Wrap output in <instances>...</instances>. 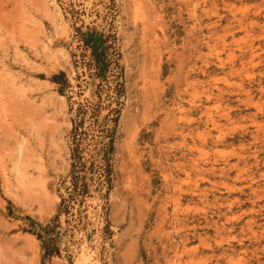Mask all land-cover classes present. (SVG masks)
Masks as SVG:
<instances>
[{
	"label": "rangeland",
	"instance_id": "rangeland-1",
	"mask_svg": "<svg viewBox=\"0 0 264 264\" xmlns=\"http://www.w3.org/2000/svg\"><path fill=\"white\" fill-rule=\"evenodd\" d=\"M263 232L264 0H0V264H264Z\"/></svg>",
	"mask_w": 264,
	"mask_h": 264
},
{
	"label": "bare ground",
	"instance_id": "bare-ground-1",
	"mask_svg": "<svg viewBox=\"0 0 264 264\" xmlns=\"http://www.w3.org/2000/svg\"><path fill=\"white\" fill-rule=\"evenodd\" d=\"M54 2H56V1H54ZM59 7V6H58ZM62 16V15H61ZM221 90V89H220ZM222 91V90H221ZM221 91H219V92H221ZM207 93V92H206ZM208 93H209V95H208V98H210L211 96H213L214 95V93L212 92V91H208ZM207 93V94H208ZM221 94V93H220ZM223 94V93H222ZM218 96V95H217ZM220 96V95H219ZM229 114V113H228ZM228 114H225V117H227L228 116ZM208 119V118H207ZM207 122H209V120H207ZM206 123V122H205ZM210 123H211V125H213V127L214 128H217L218 126H220L218 123L219 122H217V121H214L213 119H211L210 120ZM189 129V127L188 126H182V128H181V132H180V136H182V138L184 139V140H187V138L189 137V135H190V133H191V130L193 129V128H190V130L187 132V130ZM187 132V133H186ZM222 141H224V135L223 136H220V138H219V140L217 141V142H222ZM192 161V162H191ZM191 163L189 164L190 165V170H193V171H196V173H198L199 174V172H200V170H201V166H200V164L195 160H192L191 159ZM178 165H182L181 166V170L187 175V179L189 178V180L191 181L192 179H191V175L192 174H190L188 171H187V165H184V164H178ZM189 167V166H188ZM237 166L236 165H234L233 163H231V162H227V161H225V163L223 164V165H220V166H218V168L217 167H215L214 165H212V167L210 168V170H209V174L210 175H217V170H218V175L220 176V177H229L230 178V176H231V172L234 170V168H236ZM179 169V168H178ZM206 172H207V169H206ZM192 173V172H191ZM194 173V172H193ZM194 175V174H193ZM205 181V180H204ZM208 181H210V180H208ZM185 182V181H184ZM195 182V183H194ZM193 183H194V187H192L191 188V186H193V184L190 186V191L188 192V194L192 197V198H195V197H205L206 199H207V191L206 190H203V189H201V186H200V184H199V182L197 181H194ZM190 183V182H189ZM188 182H187V184H189ZM191 183H192V181H191ZM211 183V182H210ZM173 187V186H172ZM177 188V187H176ZM256 190H258V189H256ZM260 190V189H259ZM176 191V190H175ZM188 191V190H187ZM255 191V190H254ZM183 192V191H182ZM185 192V191H184ZM252 192V191H251ZM253 193V192H252ZM187 194V193H186ZM254 194L256 195H254V197H255V199L257 198L258 199V201L259 200H261L262 198H263V196H262V194L261 193H258L257 191L256 192H254ZM261 194V195H260ZM220 196V195H219ZM219 196H214V200H215V202H217L218 203V197ZM172 197H173V195H172ZM251 197V196H250ZM169 199V198H168ZM205 199V200H206ZM226 199V198H225ZM229 199V198H228ZM227 199V200H228ZM238 199V198H237ZM236 199V200H237ZM256 199V200H257ZM230 200V199H229ZM251 200V199H250ZM173 201H174V206L176 207V206H178V204H179V202H180V199L179 198H175V199H173ZM252 201V200H251ZM255 201V200H254ZM219 202H221V201H219ZM227 202H229V201H227ZM239 202V201H238ZM241 202V201H240ZM167 203V202H166ZM231 203H233V201L231 202ZM237 203V202H236ZM224 204H226V203H224ZM234 204V203H233ZM252 204V203H251ZM165 205V204H164ZM229 205H230V202H229ZM166 206V205H165ZM229 207H232V206H229ZM164 208V207H163ZM166 209V208H165ZM179 209V208H178ZM230 209V208H229ZM256 209V208H255ZM163 210V209H162ZM225 210V209H224ZM167 211V210H166ZM178 211V210H177ZM260 211V210H259ZM165 212V211H164ZM224 212L225 211H221L220 210V215L222 216H224ZM168 213V212H167ZM252 213V212H251ZM258 213V212H257ZM256 213V214H257ZM176 214V213H175ZM167 216V215H166ZM226 216V217H225ZM225 218H228L227 217V215L225 214ZM177 217V216H176ZM252 217V216H251ZM231 219V218H230ZM235 219V218H234ZM233 219V220H234ZM251 219H253V218H251ZM176 220H177V218H176ZM227 220H229V219H227ZM238 220V219H237ZM247 220V219H246ZM254 220V219H253ZM256 220V219H255ZM188 220L186 219V217L185 218H183V219H178V222H179V224L180 225H183L182 223H186ZM214 221V220H213ZM213 221H209V219L207 220L206 219V224H207V226L206 227H212V228H215V231H216V233H221V232H223V231H227L229 228H227L226 226H225V223H221V226L220 225H218V223L217 222H213ZM230 221V220H229ZM173 222H174V220H173ZM213 222V223H212ZM227 222V221H226ZM229 222H227L226 224H228ZM237 223V222H236ZM254 222L252 221V220H249L248 219V221H247V223L245 224V225H247V226H252V224H253ZM259 224V223H258ZM179 225V226H180ZM187 225V224H186ZM183 226V227H187V226ZM191 226V225H190ZM196 225H194V227L192 228V230L194 229V231H196V227H195ZM197 226H198V224H197ZM200 226V225H199ZM198 226V227H199ZM204 226V225H203ZM246 226V227H247ZM245 227V226H244ZM176 228V227H175ZM231 229L232 228H234V225L232 224L231 225V227H230ZM242 229H243V226L241 227ZM250 228V227H249ZM190 229V228H189ZM228 231H231V230H228ZM198 232V231H197ZM228 233V232H227ZM264 233V232H263ZM189 234V233H188ZM195 234V233H194ZM187 236V235H186ZM201 237V236H200ZM256 238L258 239V238H260L258 235L256 236ZM262 238V237H261ZM264 238V237H263ZM185 239V238H184ZM183 239V240H184ZM188 239V238H187ZM191 240V239H190ZM187 241V240H186ZM185 241V242H186ZM188 241H189V239H188ZM184 242V243H185ZM182 243V242H181ZM183 244V243H182ZM181 244V245H182ZM241 244V243H240ZM191 246V245H190ZM88 247V246H87ZM86 247V248H87ZM181 247H184V254L186 255V252L188 253V250L189 251H191L189 248L186 250V252H185V249H186V245L184 244V246H180V248ZM86 248L85 247H83L82 248V251H81V254H80V256H79V258L76 260V264H94L93 263V261H92V259H91V257H92V255H90L89 254V252H88V250H86ZM174 248V247H173ZM181 250V249H180ZM196 250V249H195ZM176 251V250H175ZM193 252H194V250H193ZM178 253V252H177ZM181 253V252H180ZM191 253V252H190ZM92 254V253H91ZM222 254V253H221ZM253 254H255V253H253ZM257 254V253H256ZM175 255H176V253H175ZM188 255V254H187ZM190 255V254H189ZM227 255H229V254H226L225 252H223V254H222V256L220 257V258H225L224 256H226L227 257ZM258 255V254H257ZM176 256H178V255H176ZM180 256V255H179ZM183 256V255H182ZM232 256V255H231ZM230 256V257H231ZM259 256V255H258ZM177 258V257H176ZM182 258V257H181ZM232 258V257H231ZM178 259V258H177ZM230 259V258H229ZM94 260V259H93ZM224 260V259H223ZM257 260H259V259H257ZM182 261H183V259H182ZM231 261V260H230ZM215 264H220V259H217L216 258V260H215ZM257 262V261H256ZM96 263V262H95ZM182 263H184V262H182ZM187 263V262H186ZM227 263H230V262H227ZM260 263V262H259ZM171 264V263H170ZM179 264H181V262L179 263ZM225 264H226V261H225ZM262 264V263H261Z\"/></svg>",
	"mask_w": 264,
	"mask_h": 264
},
{
	"label": "trees",
	"instance_id": "trees-1",
	"mask_svg": "<svg viewBox=\"0 0 264 264\" xmlns=\"http://www.w3.org/2000/svg\"><path fill=\"white\" fill-rule=\"evenodd\" d=\"M45 249H46V255L47 256H49V255H51L52 254V250H50V248L49 247H45Z\"/></svg>",
	"mask_w": 264,
	"mask_h": 264
}]
</instances>
